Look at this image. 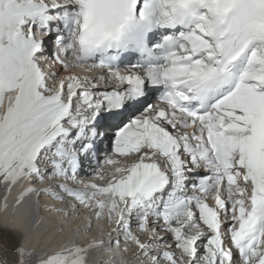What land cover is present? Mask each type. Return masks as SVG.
<instances>
[{
	"label": "snow or ice",
	"instance_id": "1",
	"mask_svg": "<svg viewBox=\"0 0 264 264\" xmlns=\"http://www.w3.org/2000/svg\"><path fill=\"white\" fill-rule=\"evenodd\" d=\"M23 182L6 233L33 194L107 232L34 264H264V0H0V212Z\"/></svg>",
	"mask_w": 264,
	"mask_h": 264
},
{
	"label": "bare ground",
	"instance_id": "2",
	"mask_svg": "<svg viewBox=\"0 0 264 264\" xmlns=\"http://www.w3.org/2000/svg\"><path fill=\"white\" fill-rule=\"evenodd\" d=\"M77 74H86L83 70L77 68L73 70ZM90 75H98V72L87 73ZM90 170L81 171V179L86 182L91 176ZM99 183V181H96ZM45 185H37V187H43ZM78 187V185H74ZM28 187L27 182H23L22 185H17L13 188L11 194L8 196L9 211L8 213L0 212V236L7 235L8 243L6 248L0 250V260L7 259L10 264L17 259V254L13 249L20 243H24L25 246H32L35 248V254L28 260V264H34L36 258L43 252L54 251L60 247L66 246L70 242V238L79 237L77 242L83 240H90L92 237L100 239L102 236L107 238L106 225L103 221L96 220L90 210L85 209L83 206L77 204L75 208L72 207V201L70 198L66 201H56L46 195H40L37 197L35 194L26 199V228L28 232V239L22 241L20 235L12 232H5L3 227L6 217L9 220V214L12 212V204L14 199ZM5 190L3 186H0V204L3 203V197ZM53 209H60V211H54ZM17 221L19 217L13 218ZM91 222L92 227L88 229V224ZM2 244V241H0ZM97 264H102L103 261L108 259V255L102 251H97L93 254ZM131 257V252L127 254V257ZM134 264V262H133Z\"/></svg>",
	"mask_w": 264,
	"mask_h": 264
},
{
	"label": "rangeland",
	"instance_id": "3",
	"mask_svg": "<svg viewBox=\"0 0 264 264\" xmlns=\"http://www.w3.org/2000/svg\"><path fill=\"white\" fill-rule=\"evenodd\" d=\"M210 203H211V201H210ZM0 235H1V234H0ZM0 250L2 251V250H3V248H1V247H0Z\"/></svg>",
	"mask_w": 264,
	"mask_h": 264
}]
</instances>
